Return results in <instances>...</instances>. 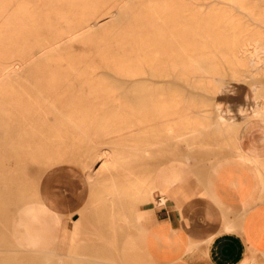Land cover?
Listing matches in <instances>:
<instances>
[{
  "label": "bare ground",
  "instance_id": "bare-ground-1",
  "mask_svg": "<svg viewBox=\"0 0 264 264\" xmlns=\"http://www.w3.org/2000/svg\"><path fill=\"white\" fill-rule=\"evenodd\" d=\"M9 1L10 0H5V1H2V3L7 4V3H10ZM16 1H18V0H16ZM30 1H32V0H30ZM42 1L46 4L45 6L50 5L49 3L51 1H53L52 2L53 4L56 3V10L59 8L63 9V8H65L64 6H66V7L68 6V8L69 7L72 8L74 10V12L73 13L71 12L70 14L67 13L64 15H61L60 13H53V14H49V12H47L48 14L44 13L42 15L46 14L47 21L45 20L44 23L42 22L43 24L39 23L38 20L35 17H33L34 14L33 15L30 14L31 12L27 11V13H24V14L23 13L22 14L15 13V14H13V17H15V18H20V19H24V20L29 18L28 22H30L34 18L37 22L32 21V24L30 25V23L29 24L25 23V21L22 24V22H21L22 20H21L20 21L21 23L17 22V24H13L12 26H10V28L8 27L7 28V34L5 33L6 35L10 34V35L6 36L5 38L7 39L8 42L10 41V43L12 44V50L13 51L11 50L10 52L13 54L9 58L6 57V58L2 59L3 62L0 63V182L6 186L5 187L6 191L0 197V206L3 208V207H7L8 205H10V203L13 201V196H14L13 193H14V189L16 187V181H17L16 177L17 176L15 177L12 174L14 172H12V173L10 172L11 174H9V175L6 172L7 167L9 169H10V166H11V169H14L12 167H15V166L11 165L10 156H12L13 151L15 153H18L21 151V148H23L24 146H31L32 145V146H36V148L33 151H31L32 153L29 156L27 155L26 158L24 157L25 159H22L21 161H19L20 166L19 165L17 166L15 164L17 166V169L20 170L21 172H23V173L19 174L20 176L18 177V179L21 178L20 180H22V181H20L21 186H20V188H18V191H17L18 192L17 194H19L18 196H19L20 200H22V201H20V203H18V205H15L16 210L20 209V208L27 207V206L34 204V203H39V204L51 209L52 211H55L62 218V216H61L62 212L61 211L65 210L63 208H65L67 206V203L70 202L69 201L70 196H69V198L67 196L68 195L67 192L69 190L67 191L65 186H57L56 190H54V191L50 190V192H48V190L44 188L43 189L44 192L43 191L38 192V190L36 192V189H38L37 185L33 184V186H32L31 185L32 182H30L31 170L35 166V160L36 159L39 160V156L41 154L44 155L43 152L47 151L46 148H49L48 151L50 150V148H53V147L57 148V151H58L57 155L55 156V154H54V156H51V157L52 158L54 157V158H56V160H58L61 157L62 153L64 152L63 151L64 148L69 145V141H68L69 138H70V140H72L73 137H78V138L85 137L86 142L83 143V141H80L78 143V145L80 146V148H83V151H85V153H87L89 156L91 155L92 157H94V159H98L101 161V169L97 171L94 168H92V165L86 166L85 169H78L76 167L70 166V168H66V167L64 168V173H62V176L64 178H76L77 177L78 180L77 179L76 180L79 181V183L81 185H83V187H85V188L90 186V185H97L100 183L98 180H100V179L103 180L104 182H102L100 185H98V187L100 186L99 189L93 188V190H95V193L97 196L96 197L97 204H102V202H104L103 205H101V207H103V209L106 210V212H107V210H109L110 212H113L114 208H115L114 207L115 202L117 200L119 202L123 201V194H125V197H126L127 194L129 193L128 190L130 188H132L131 196H132V199L136 200V202L129 206V210H130V213L133 214L134 223L139 224L141 219H142V213L146 212V210L150 207L151 208L156 207L157 203H159V202L162 203L165 199L160 200L159 197H155L154 192H155L157 185L153 181V175L151 177L150 176L151 173H150L149 174L150 178H148L147 176L144 175V173L145 172L147 173L149 171L139 170V167H141V165H142L141 162H143V160L145 158L140 154H143V153L149 154L150 153V150H148L147 148H144V146L147 145L145 143V140L137 139L136 136L134 137V135H132V134L123 135L124 134L123 129L119 130V129L114 128L116 126V124L117 123L120 124V122L123 119V114H124L123 100L121 98H117V100H116L115 96H117V95H115L113 92H110V91L103 92V91H98V90L93 89V88H89L90 92H87L88 93L87 96L85 98H82V99H79V97H77L78 96L77 94H76L77 96L74 95L72 100H70L69 98H65V96H64L66 94L65 91L67 92V90L71 89V87L73 86L75 81H77V83L81 84V83H84L83 78H87L90 80H98L100 82L102 80L103 81L107 80L110 77V75L103 73V72H96L95 70H93L94 68H92L91 70H86V71H83V70L77 71L75 68L74 70H71L72 73H68L65 70H55V71H52L51 73L49 72L50 74L43 75V76H46V78L45 77L41 78L42 81H45L42 84L37 83L40 79L37 82H34L35 79L34 80L32 79V81L35 84L34 83H32L34 85L27 84L30 87H25V86H23L24 84L17 86L16 85L17 82H20L21 79H19L17 82L15 81L16 83L15 82L13 83V85L15 84L14 86L10 82L7 83L8 81L11 80L13 75L15 76V74L19 73V70L24 63L31 62L35 58L38 59L39 56L42 57V56H44V54L56 51L63 44H66V43L68 44L69 41L73 40V38H75L77 36L74 34L77 33V31H79L80 29H83L84 27H87V26L93 27L94 25H97V24H98V26H101L102 24L105 25L106 21H104V20L106 19V17H108V16L112 17L115 15V11H114L115 8H111V5H110L109 9H106V7H108V5L111 3L112 0L91 1L92 3H95L93 5H90L92 3H90V4L87 3V2H90V0L89 1L88 0H42ZM99 2H101L100 3L101 5H98ZM133 2H134V0H133ZM138 2L141 5L140 10H142L140 17L137 16V21L140 23V26L139 25L136 26L135 24L133 25V23L136 22V20H134V22L131 23L132 26L129 25V28L127 30H125L126 34L123 36V34H124L123 33L121 37L119 35V39H121V41H123V40H125L124 38H126V40L130 41V43L132 42V43L136 44V46H137L136 52H137L138 57H139L137 59V61L142 62L143 64H146L147 67L148 66L152 67V69L155 70V72H156V73L154 72V74H152L153 76L158 75L157 72H159V73L161 71L164 72L166 68H172V71H173V69L180 68L179 73L185 72V71L192 68L191 67L192 66V63H191L192 60L190 59L191 58L190 57V55H191L190 51L205 49L209 46L212 47L213 45L219 44V42H221L223 39H225V41H226V38L232 37V40H233V38H238L239 36H241L240 35L241 32L243 30L245 31V28H244L245 23H248V24L249 23L255 24V22L256 23L257 22H259V23L263 22L264 23V0H140ZM21 3H23V2L21 1ZM65 3H69V4L65 5ZM135 3L137 4V2H135ZM28 4L29 3H27L26 5H28ZM130 4H131V1H130ZM22 5L20 3H18L13 9L16 10L19 8V10L20 9L22 10V8H21ZM26 5H23L24 9L26 7L28 8V6H26ZM133 5L134 4L132 3V6ZM29 7H30V4H29ZM46 8H48V7H46ZM0 9H2V7H0ZM135 9H137V8H135ZM138 10L139 9H137L136 12H138ZM100 11H102L101 14H100ZM23 12H25V10ZM131 14L133 15L132 12H131ZM137 14H139V13H137ZM36 15H37L36 17L38 18L39 14H36ZM42 15H39V16H41L39 18H41V19L45 18V17H42ZM50 17H51V19L53 18V20L48 21V18H50ZM54 18H60L62 21H59V20H58L59 22L56 20L54 21ZM93 19H95L97 21L94 24H90ZM153 19H155V21H154L155 23L153 22L150 24L151 27L149 28V31L145 29L146 31H148L147 33H149V32L150 33L149 34L141 33L140 29L143 28L142 26L145 23L152 21ZM63 20H64V23H62ZM145 21H147V22H145ZM157 22L159 25L157 24ZM110 27H112V26H110ZM155 27H158L160 29V30H158V34H157L160 36H155L156 33H154V34L151 33V32H155V30H157V28H155ZM122 28H120L121 30H119L118 34L123 32ZM246 30H248V29H246ZM159 31L161 32L160 34H159ZM97 32H98V30H97ZM110 33H112V32L110 31ZM137 33L139 35L138 37H136ZM242 33H244V32H242ZM257 33H259V32H257ZM9 37L11 40L9 39ZM115 37H117V36H115ZM245 38H244V40H246ZM112 39H113V37H112ZM239 39H241V38H239ZM114 40H116V39H114ZM242 40H243V38H242ZM252 40H250V41H252ZM230 42H232V41H230ZM114 43H117V42L114 41ZM244 43H246V42H243V44ZM127 44H129V43H127ZM134 44H132V45H134ZM240 45H242V44H240V42H239V46ZM232 46H233V44H232ZM248 47H250V46H248ZM126 48H125V51L127 53H126V55L124 54L125 57L132 56L133 51H134L133 49H135V48L131 47L133 51L128 49V48H127V50H128L127 51ZM218 48H219V46H218ZM207 49H209V48H207ZM231 49H232V47H231ZM242 49L244 51L243 46H242ZM246 49H248V51H250L249 48H246ZM236 50L238 51V49H236ZM64 51H66V50H64ZM118 51H119V49H118ZM234 52L236 53V51H234ZM240 52H242V51H240ZM231 53H232V51H231ZM52 54L54 55L55 53H52ZM59 54L60 53H58V55ZM116 54H118V53H116ZM202 55H204V54H202ZM240 55L241 54H239L238 57H240ZM232 56H233V54H232ZM134 57H136L135 54H134ZM115 58L116 57H114V59ZM40 59L42 60L43 58H40ZM48 59H49V57H48ZM128 59H130V57ZM206 59H207V57H206ZM115 60L117 61L118 59H115ZM120 60L123 61L122 58ZM112 61H113V59H112ZM41 62L48 63L47 60H45V58ZM235 62H236V60H235ZM36 63H38V62H36ZM113 63H114V61H113ZM237 63H239V62H237ZM106 64H107L106 65L107 68H113L114 69V67L112 66L113 64L111 65L109 62H106ZM119 64H122V63H120V61H119ZM119 64H118V66H119ZM139 64H141V63H139ZM36 65H38V64H36ZM42 65H44V64L42 63ZM67 65L68 64H66V67H67ZM70 66L71 65H69V67ZM103 66H105L104 63H103ZM60 68H62V66ZM28 69H30L29 66H28L27 70ZM62 69H64V68H62ZM199 69L203 70V67L199 68ZM234 69H235V67H234ZM29 72L30 71L28 70V74L27 73L26 74L31 75ZM82 72H84V74L80 75V73H82ZM117 73L121 74V72H117ZM134 74H136V73H134ZM134 74H129V75L132 76ZM21 75H23L22 71H21ZM164 75H166V74H163V76ZM20 76H19V78H20ZM207 76H209V75H207ZM207 76H205V77H207ZM36 78H38V77L36 76ZM16 79H13V80H16ZM22 79H25V78H22ZM206 81H207V79H206ZM20 83H22V81ZM26 83H30V81L26 82ZM23 90L26 91L25 92L26 96L23 94ZM171 92H173V91H171ZM170 93H168L167 96H164L163 95L164 93H163L162 94L163 96H161V95L160 96H154L151 99H148L149 97L147 98V97H143V96L138 97V99H135L136 101L131 103V105L128 107V109H129L130 113H134L133 112V111H135L134 109H136L137 112L143 113V112H145L142 110L143 107L144 108L146 107L147 109L150 108V110H153L152 108H155L157 105H161L163 110L166 112V117L164 118L166 120L164 122L160 121L161 123L159 122L160 126H159V129H157V130L159 131L160 135H162L164 138L165 137H168V138L174 137V138H177V140L179 137L187 135L186 138L189 142V147H194V146L195 147L196 146L202 147L203 144L199 141L200 138L197 139L198 137H196L197 133L194 135V132L191 131L189 128V126L193 122L191 119H194V118L189 117L186 114V112H187L186 108L188 107V105L186 106V108L182 107V109H186V110H181L180 108L179 109L176 108L175 107V101L176 100L171 96L172 93L171 94ZM22 95H24V96H22ZM66 95H68V94H66ZM106 95H108V97H109V99H107V100L105 98H103V96H106ZM114 98H115V101L112 100ZM87 99H88V101H87L88 103L86 102ZM124 103H125V101H124ZM249 105L251 106V109H250L251 111H249V112L253 114L252 116H254L255 120L254 119H253V121L248 120L251 123L247 122L242 127V131H240V132L237 131L238 134H235V140L233 141V143L231 142V144L229 143V144L222 145L225 148L227 146H229L232 153L229 154L228 156H222V157L216 158L213 161V163L219 162L220 160H222L226 157L232 156V157L237 158L240 163H243L246 165L247 164L253 165L257 169V172L259 175L258 176V179H259L258 186L256 187V189L260 188V194L257 195L256 198H258V199L262 198L263 199L264 195H262V193L264 194V157L258 156L255 154L251 155L246 150H244L242 143H241V137H242L243 133H245L246 139L249 141L248 146L252 151L264 149V94H259V93L253 92V94L250 96ZM184 106H185V104H184ZM238 110H239V108H238ZM242 110H245V108ZM190 111H192V110H190ZM221 111H222V109H221ZM223 111H222V113H223ZM22 113H28V114H30V116L27 115V118L25 119V121H23L20 119V116ZM151 113L152 114L156 113V111H152ZM242 113H243V111H242ZM232 114H233V112H232ZM132 115L133 114H131V116ZM241 115H240V117H241ZM135 116H138V115H135ZM140 116H141V114H140ZM242 116H244V115H242ZM151 117H154V116H151ZM133 118H134V116H133ZM174 118H176V120ZM219 118H220V121L222 123H226L228 121V118L232 119L233 116L230 118L227 113H224ZM139 119H140V117H139ZM172 119H174L176 121V123L175 122L172 123V121H171ZM217 119H218V117H217ZM197 120H196V122H197ZM136 121H137V119H136ZM149 121L147 120V122H149ZM49 122H51V123H49ZM144 122H146V121H144ZM196 122H195V124H196ZM201 122H203V121H201ZM244 122H245V120H244ZM142 124H143V121H142ZM241 124H242V122H241ZM201 125H200V128H201ZM137 127H139V126H137ZM193 127H194V125H193ZM139 130H140V128H139ZM150 130H152V128ZM157 130H155V131H157ZM128 131H126V132H128ZM200 131H201V129H200ZM218 133L219 132H217V134ZM222 133H223V131H222ZM224 133H223V135H224ZM226 133H228V132H226ZM203 135L204 134H202V136ZM24 136H25V138H24ZM239 137H240V140H239ZM41 139H43V140L46 139V141L42 143L40 141ZM220 139H221V137H220ZM169 140H171V139H169ZM219 143L221 144V142H219ZM216 144H218V143H216ZM222 146H220L219 144L213 145V144H211V142H209V143L204 142V147L209 148V149H211L213 147L218 148V147H222ZM114 147L118 148V152L122 149L123 151L125 150L126 153H128V156H130L129 154H132V153H136L135 154L136 156H131L128 160L127 159L126 160L125 159L118 160L117 159L118 155H116V154L114 155V153H112ZM114 152H116V151H114ZM52 153H56V152L54 151ZM51 155H53V154H51ZM91 156H90V158H92ZM128 156H126V157H128ZM14 157H15V155H14ZM18 157L21 158L19 155H18ZM46 157L48 158V156H46ZM142 157H143V159L141 160L140 158H142ZM150 158H152V157H150ZM153 158L155 159V157H153ZM179 158H180V156H179ZM145 159H147V158H145ZM172 159H173V157H172ZM175 159H176V157H175ZM12 160L14 161V159H12ZM147 161H149V160H147ZM187 162H189V161H187ZM52 169L53 168H50L51 171H50L49 175H47V177H46L47 179L48 178H55V177L57 178V175L54 176L53 174H51L53 172ZM149 169H150V167H149ZM153 169L154 168H152L151 171H153ZM11 171H13V170H11ZM77 171H78V173H77ZM153 173L154 172H152V174ZM22 174H23V177L21 176ZM17 175H18V173H17ZM146 175H148V174H146ZM53 182H56V181H53ZM137 183H140L139 187L137 186ZM129 184H134L132 186L136 185V187H128ZM40 188H41L40 190H42V187H40ZM82 189H84V188H82ZM15 194H16V192H15ZM73 197H74V195H73ZM105 201H108L109 204H105ZM15 202H16V200H15ZM12 204H13V202H12ZM12 204H11V206H12ZM82 207H84V209H85L86 206L83 204L80 208H82ZM81 213H83V211ZM82 215H84V214H82ZM78 221H79V217L77 220H75V223H77ZM124 222H126V220H124ZM65 238H66V235L62 234L61 241H63V239H65ZM79 246H80V243H79ZM40 262H41V260H40ZM37 263H38V261H37Z\"/></svg>",
  "mask_w": 264,
  "mask_h": 264
},
{
  "label": "rangeland",
  "instance_id": "rangeland-1",
  "mask_svg": "<svg viewBox=\"0 0 264 264\" xmlns=\"http://www.w3.org/2000/svg\"><path fill=\"white\" fill-rule=\"evenodd\" d=\"M2 1H5V0H0V7H2V9H0L1 10L0 11V63L3 62L2 59L6 58V57L9 58L13 54L10 52L12 50V44L10 43V41L8 42L7 39L5 38L6 36L10 35V34L6 35L7 34V28L8 27L10 28V26H12L13 24H17V22L18 23L22 22V24H23V22L25 21V23H28V24L30 23V25H31L32 21L33 22L36 21L33 18L30 22H28L29 18L26 20L20 19V18H15V17H13V14H15V13H20V14L23 13L24 14V13H27V11H28V12H31L30 13L31 15L34 14L33 17H35L39 23H42V22L44 23L45 20L47 21V19H46V14H48L47 12H49V14L60 13L61 15H64L67 13L70 14L71 12L72 13L74 12V10L70 7H69L70 8L69 9L68 6L67 7L64 6L65 8H63V9L59 8L56 10V3L53 4L52 3L53 1H51L49 3L50 5H48V6H45L46 4L42 0H32V1H30V0H27V1L26 0H18V1L10 0L9 1L10 3H7V4H3ZM21 1L23 3H21ZM91 1H95V0H90V2H87V3L90 4V3H92ZM127 1L128 0H120V1L119 0H112L111 3L108 5V7H106V9H109L110 5H111V8H115L114 9L115 15L112 17L111 16L106 17V19L104 20V21H106L105 25L102 24L101 26H98V24H97V25H94L93 27L87 26V27H84L83 29H80L79 31H77L78 34L77 33L74 34L77 36L75 38H73V40L69 41L68 44L67 43L63 44L64 46L62 45L59 49H57L54 52L44 54L45 57L39 56L40 58H43V59L45 58V60H47L48 63L41 62V61H43V59L41 60L39 57H38V59L37 58L33 59L31 62L24 63L21 66L19 73L15 74V76L13 75L11 80L8 81L7 83L10 82L13 85V83L15 81L17 82L19 79H21L20 82L22 81V83L17 82V84H16L17 86L24 84L23 86L30 87L29 85H31L34 82H37L40 79L37 83L42 84L45 81H42L41 78H44V77L46 78V76H43V75L50 74L52 71H55V70H65L68 73H72L71 70H74L75 68L77 71H80V70L86 71V70H91L92 68H94L93 70H95L96 72L106 73V74L110 75V77L104 81L102 80L99 82L98 80H90L87 78H83L84 83H81V84L77 83V81H75L73 86L71 87V89L67 90V92L65 91V93L68 94V95H66V94L64 95L65 98H69L70 100H72L74 95H76V94L78 95V96L77 95L76 96L79 97V99L85 98L88 94L87 92H90L89 88H93V89H96L98 91H103V92L110 91V92H113L115 95L118 96V97L115 96L116 100H117V98H121L123 100V109H124L123 119L124 120L122 119L120 124L117 123L114 128L119 129V130L123 129V132H124L123 135L132 134V135H134V137L136 136L137 139L145 140V143L147 145L144 146V148H147L148 150H150V153L148 152L150 155L147 153H143V154L139 153L143 157L147 158V159L144 158L143 162H141V164L143 166L141 165V167H139V170L149 171L147 173L145 172L148 175H146L144 173V175L147 176L148 178H150V176L152 177V175H153L152 172H154V171H155V175L162 173L164 171V169L166 168L167 162H169V163L170 162H185V163H187V161H189V163H190L189 169L192 170V168H196V172L203 174L211 166V164L213 163V161L216 158L222 157V156H228L229 154L232 153L229 146H227L225 148L222 145L229 144V143L231 144V142L233 143V141L235 140V134H238L237 131H239V132L242 131V127L247 122L251 123L248 120H250V121H253V119L255 120L254 116H252L253 114L249 112V111H251L250 110L251 106L249 105V101H250V96L253 94V92L259 93V94H264V61H263L264 60V35H263L264 34V23L263 22H260V23L255 22V24L254 23H252V24L251 23H249V24L245 23L244 28H245L246 32L243 30L242 32H244V33L241 32V34H240L241 36H239L238 38H233V40H232V37L226 38V41H225V39H223L221 42H219V44H217L219 46V48L217 45H213L212 47H210V46L207 47L209 49L205 48V49H201V50L190 51V54H191L190 59L192 60L191 61V63H192L191 67L192 68L185 71V72L179 73L180 68L173 69V71H172V68H166L164 72L163 71H161L160 73L157 72L158 75L153 76L152 74H154L155 70H153L152 67H149V66L147 67L146 64H143L142 62L137 61V59L139 57H138V54L136 52L137 51L136 44H134L132 42L130 43V41H127L126 38H124V37H123L125 39V40H123L124 42L121 41V39H119V35L121 37L122 34L124 33L123 34V36H124L126 34L125 30H127L129 28V25L132 26L131 23L134 22V20H136V22L133 23V25L135 24L136 26L137 25L140 26V23L137 21V16L140 17V14L142 11V10H140L141 5L138 2L140 0H137V1L134 0V2H133V0H129L128 2ZM130 1H131V4H130ZM135 2H137L138 5ZM18 3H20L21 5L22 4L26 5L27 3H29L30 7L28 4L26 6H28L29 9L27 7L24 9V6L22 5L21 6L22 10L21 9L19 10V8L14 10L13 8ZM100 3L101 2H99L98 5H101ZM132 3L134 4L133 5L134 7L132 6ZM66 4L68 5L69 3H65V5ZM93 4H95V3H92L90 5H93ZM46 7H48L49 9ZM135 8L139 9L138 12H136L137 9H135ZM23 9L25 10V12H23L24 11ZM131 12L133 13V15L131 14ZM44 13H46V14L42 15ZM101 13H102V11H100V14ZM137 13H139V14H137ZM36 14L42 15V17H45V18H42V19L39 18V17H41L39 15L37 18ZM50 20H53V18L52 19H51V17L48 18V21H50ZM55 20L56 21H58V20L62 21L60 18H54V21ZM96 21L97 20L93 19L90 24H94ZM154 21H155V19H153L150 22L145 21L148 24L144 22L145 24L144 23H143L144 25L142 24L143 28L141 27L142 29H140V32L145 33V34H149L150 32L149 33H147V32L149 31V28L151 27L150 24L153 23ZM62 23H64V20ZM157 24H158V22H157ZM110 26H112V27H110ZM120 28L123 29V32L118 34L119 30H121ZM155 28H157V30H155V32H151V33L152 34L156 33L155 36H160V35H157L158 30H160V29L158 27H155ZM145 29L148 31H146ZM246 29H248V30H246ZM97 30L99 33L97 32ZM110 31L112 33H110ZM257 32H259V33H257ZM160 33L161 32L159 31V34ZM113 34L114 35L116 34L115 36H117V37H115ZM136 35H137L136 37L139 36L138 33ZM112 37H113V39H112ZM239 38H241V39H239ZM242 38H243V40H242ZM244 38L246 40H244ZM9 39H10V37H9ZM114 39H116V40H114ZM250 40H252V41H250ZM114 41L117 43H114ZM230 41H232V42H230ZM239 42L242 45L239 46ZM243 42H246L247 44L246 43L243 44ZM127 43H129V44H127ZM132 44H134V45H132ZM232 44H233V46H232ZM242 46L244 48V51L242 49ZM248 46H250V47H248ZM126 47L130 50H132V48H135V49H133L134 51L132 50L133 55L129 56L130 59H128L129 58L128 56H127L128 58L125 57V55L127 53L125 51ZM231 47H232V49H231ZM127 48H126V50H127ZM246 48H249L250 51H248V49H246ZM118 49H119V51H118ZM236 49H238V51ZM64 50H66V51H64ZM233 50L236 51V53ZM231 51H232V53H231ZM240 51H242V52H240ZM52 53H55L56 55L55 54L53 55ZM58 53H60V54L58 55ZM116 53H118V54H116ZM134 54L136 55L137 58L134 57ZM202 54H204V55H202ZM232 54H233V56H232ZM237 54L238 55L241 54L240 57H238ZM48 57H49V59H48ZM114 57H116L115 59H118V60L116 61L114 59ZM206 57H207V59H206ZM121 58L123 61L120 60ZM112 59H113L114 63H113ZM235 60H236V62H235ZM119 61L122 64H119ZM36 62H38V63H36ZM106 62H109L111 65L113 64L112 66L114 67V69L113 68H107ZM237 62H239V63H237ZM42 63L44 65H42ZM103 63L105 66H103ZM139 63H141V64H139ZM36 64H38V65H36ZM66 64H68L67 67H66ZM118 64H119V66H118ZM69 65H71V66L69 67ZM28 66L30 68L28 70L30 71L29 73L31 75H27L28 74V70H27ZM61 66L64 69L60 68ZM202 67H203V70L199 69ZM234 67H235V69H234ZM21 71H22V74L24 76L21 75ZM117 72H121V74L117 73ZM134 73H136V74H134ZM81 74H84V72L80 73V75ZM129 74H134V75L131 76ZM163 74H166V75L163 76ZM207 75H209V76H207ZM19 76H20V78H19ZM36 76L38 78H36ZM205 76H207L208 78ZM22 78H25V79H22ZM13 79H16V80H13ZM32 79L33 80L35 79L34 82L32 81ZM206 79H207V81H206ZM29 81H30V83H26ZM27 84H29V85H27ZM34 84H32V85H34ZM171 91H173V92H171ZM25 92L26 91L23 90V94L26 96ZM167 92L168 93L171 92L172 93V94L170 93L171 96L176 100L175 101V107L176 108H178V109L180 108L181 110L187 109V112H186L187 116L194 118V119H191L193 122L191 123L189 128L191 131L194 132V135L197 133L196 137H198L197 139L200 138L199 141L203 144L202 147H198V146L189 147V142L186 138L187 135L179 137L181 140L179 138L177 140V138H174V137L173 138H168V137L164 138L162 135H160V133L157 129H159L160 123L162 121L164 122L166 120V119H164L166 117V112L163 110L161 105H157L155 108H152L153 110H150V108L147 109L146 107L145 108L143 107L142 110L145 111L143 113L137 112L136 109H134L135 110V111H133L134 113H130L128 107L131 105V103L136 101L135 99H138V97L143 96V97H147V98L149 97L148 99H151L154 96H160V95L161 96H163V95L167 96L168 95ZM24 95H22V96H24ZM103 98H105L106 100L109 99L108 95L103 96ZM115 98L112 100L115 101ZM87 101H88V99L86 100V102ZM124 101H125V103H124ZM184 104H185V106H184ZM187 105H188V107L186 108ZM182 107L183 108L185 107L186 109H182ZM238 108H239V110H238ZM244 108H245V110H242ZM221 109H222V111L224 110L223 113H222ZM190 110H192V111H190ZM152 111H156V113L152 114L151 113ZM242 111H243V113H242ZM232 112H233V114H232ZM224 113H227L230 118L233 116V118L232 119L228 118V121L226 123H222L220 121L219 117H221ZM240 113L244 116H242ZM131 114H133V115L131 116ZM134 114L138 115V116H135ZM140 114H141V116H140ZM27 115L30 116V114H28V113H22L20 116V119L25 121V119L27 118ZM240 115H241V117H240ZM133 116H134V118H133ZM151 116H154V117H151ZM139 117H140V119H139ZM217 117L219 120L217 119ZM136 119H137V121H136ZM174 119L176 120V118H174ZM174 119L171 120L172 123H174V122L176 123V121ZM147 120L148 121L150 120V121L147 122ZM196 120L198 123L196 122ZM244 120H245V122H244ZM142 121H143V124H142ZM144 121H146V122H144ZM201 121H203V122H201ZM195 122H196V124H195ZM241 122H242V124H241ZM49 123H51V122H49ZM192 124L194 125V127ZM199 124L201 125V128H200ZM137 126H139V127H137ZM139 128H140V130H139ZM151 128H152V130H150ZM200 129H201V131H200ZM155 130H157L158 132ZM126 131H128V132H126ZM222 131H223V133L225 132L224 135H223ZM217 132H219V133L217 134ZM226 132H228V133H226ZM202 134H204V135L202 136ZM220 137H221V139H220ZM24 138H25V136H24ZM169 139H171V140H169ZM222 140L224 142L225 141L226 142L224 143ZM40 141L43 143L46 141V139H44V140L41 139ZM68 141H69V145L64 148V150H63L64 152L62 153L61 157L58 160H56V158H54V157L53 158L51 157V156H54V154H55V156L57 155V152H58L57 148H55V147L50 148L49 151H48L49 148H46L47 153L43 152L44 155L41 154L40 155L41 157L39 156V160L38 159L35 160V166L31 170V174H30V176H31L30 182H32V184H31L32 186H33V184L37 185L38 189H36V192H37V190H38V192H41V191L44 192L43 186H42L43 187L42 190H40L41 189L40 183H43L42 181H44V183L45 182L49 183V188H47L48 192H50V190H52V191L56 190L57 186H65L67 191L69 190L67 192V194H68L67 196H68V198L70 196V199H69L70 202L67 203V206L63 209H66L67 207L75 206L76 200L80 201L81 199H84V198H87V200L83 203L86 207H85V209H84V207L79 208V210L77 211L79 213V221L77 223H75V221H74L72 226H70V227L65 225L64 231H65L66 238L63 239V241H59L49 252L44 254V256H41V258L43 257L44 260H46V261H43L42 264H120L119 263L120 260H119V256H118L119 255L118 254L119 242L122 240V238L131 229L136 228L137 226H140V223H141V221L139 224L134 223L133 214L130 213V210H129V206L136 202V200L132 199V196H131L132 188H130L131 190L130 189L128 190L129 193L127 194L126 197H125V194H123V201L119 202L117 200L115 202V205H114L115 208H114L113 212H110L109 210H107V212H106V210H104L103 207H101V205H103L104 202H102V204H97V201H96L97 196H96L95 190H93V188L99 189L100 186L98 187V185H100L102 182H104L103 180L100 179V180H98L100 182V183L98 182L99 184L90 185V186L85 188V187H83V185H81L79 183V181H77L78 179L76 180V178H64L62 176V173H64V168L65 167L70 168V166L76 167L78 169H85L86 166L92 165V168H94L97 171L101 169V161L98 159H94V157H92L91 155L90 156L92 158H90V156L87 153H85V151H83V148H80V146L78 145V143L80 141H83V143L86 142L85 137H80V138L73 137L72 140H70V138H69ZM204 142H207V143L211 142V144H213V145L219 144L222 147H218V148L213 147V148L209 149V148L204 147ZM219 142H221V144ZM216 143H218V144H216ZM35 148H36V146L31 145V146H24L23 148H21V151L19 150L20 152H18V153H15L13 151V154H12V156H10V159L11 160L14 159V161L10 160V162H11V165L15 166V167H12L14 169H11V166H10V169L13 171H11L8 167L6 168V172L8 175L11 174L12 172H14L12 174L15 177L17 176L16 177L17 181H16V187H15L14 193H13L14 194L13 201H12L13 204L11 202L10 205H8L7 207H3V208L0 206V263L1 264H30L31 260L34 259L35 257H37L36 254H34L33 252H31V253L29 252L30 254L25 255L23 250H19L13 244V242L10 238V235H9V232L15 231L17 233H20V230H21V227L17 226L15 221H14V218L17 217V215H18V213L16 214V212H15V210H16L15 205H18V203H20V201H22V200H20V198L18 196L19 194H17L18 193L17 191H18V188H20V186H21L20 181H22V180H20L21 178L18 179V177L20 176L19 174H21L23 172L18 170L17 166L18 165L20 166L19 161H21L22 159H25L27 157V155L29 156L32 153L31 151H33ZM54 151L56 153H52ZM114 151H116V152H114ZM120 151L118 152V148H115V147L113 148L112 153H114V155L115 154L118 155V157L116 156L118 160H122V159L128 160L131 156H136L135 155L136 153L129 154L130 156H128V153H126L125 150L123 151L121 149ZM51 154H53V155H51ZM14 155L16 158L14 157ZM18 155L21 158H19ZM45 155L48 156V158ZM125 155L128 157H126ZM179 156H180V158H179ZM143 157L140 159L142 160ZM150 157H152V158H150ZM153 157H155V159ZM172 157H173V159H172ZM175 157H176V159H175ZM229 157H232V156H229ZM229 157H226V158H229ZM147 160H149V161H147ZM247 166L252 168V171L254 172L253 174L255 177V182L258 185V176L259 175H258L257 169L253 165H247ZM149 167H150V169H149ZM50 168H53L52 169L53 172L51 174H53L54 176L57 175V178L56 177L55 178H48V179L46 178L47 175H49V173L51 171ZM152 168H154L153 171H151ZM17 173H18V175H17ZM149 174H150V176H149ZM21 176L23 177V174ZM53 181H56V182H53ZM77 183H78V187H76ZM132 185H134V184H129L128 187H136V185L135 186H132ZM139 185H140V183H137L138 187H139ZM257 185H256V187H257ZM5 187L6 186L0 182V197L6 191ZM81 187L84 189H82ZM15 192H16V194H15ZM73 195H74V197H73ZM262 195H264V194L262 193ZM15 200H16V202H15ZM257 200L262 201V200H264V197H263V199L261 198V199H257ZM11 204H12V206H11ZM105 204H109V202L105 201ZM82 211H83V213H81ZM62 214H61V216H62ZM82 214H84V215H82ZM69 216L70 215H68L67 217L69 218ZM68 218H67V220H68ZM67 220H66V222H67ZM69 220H70V222H72V219H69ZM124 220H126V222H124ZM29 229L31 232H35L37 230V226L33 225ZM79 243H80V246H79ZM254 258L256 261L260 262V264H264V253H255ZM38 264H40V263L38 262Z\"/></svg>",
  "mask_w": 264,
  "mask_h": 264
},
{
  "label": "crops",
  "instance_id": "crops-1",
  "mask_svg": "<svg viewBox=\"0 0 264 264\" xmlns=\"http://www.w3.org/2000/svg\"><path fill=\"white\" fill-rule=\"evenodd\" d=\"M241 143L249 154L264 157V149L249 148L245 133ZM247 165L229 157L212 163L203 174L189 169V162H167L162 173L154 171V195L165 200L142 213L140 226L119 242V263L260 264L254 254L264 253V200L256 198L260 188ZM42 182L41 187L49 188ZM86 200L61 211L62 218L39 203L15 210L21 230L9 232L13 244L25 255L36 254L30 264H42L41 256L61 241L65 225L78 219ZM33 225L35 232L29 229Z\"/></svg>",
  "mask_w": 264,
  "mask_h": 264
}]
</instances>
